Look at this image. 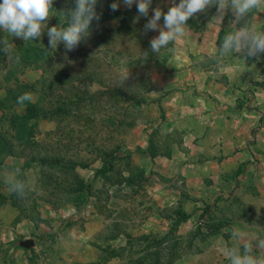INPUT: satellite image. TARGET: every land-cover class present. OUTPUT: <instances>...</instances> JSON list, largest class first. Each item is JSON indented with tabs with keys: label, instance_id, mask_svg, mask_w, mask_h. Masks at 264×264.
I'll use <instances>...</instances> for the list:
<instances>
[{
	"label": "rangeland",
	"instance_id": "1",
	"mask_svg": "<svg viewBox=\"0 0 264 264\" xmlns=\"http://www.w3.org/2000/svg\"><path fill=\"white\" fill-rule=\"evenodd\" d=\"M112 2L71 51L50 49L46 31L65 25L70 0H54L37 41L0 31V148L12 154L0 160V264H82L60 236L90 224L91 264H228L221 248L245 243L264 260V53L238 57L251 78L239 115L210 120L173 101L174 41L150 51L158 32L144 25L173 1L152 0L147 17ZM218 146L244 153L228 184L204 175Z\"/></svg>",
	"mask_w": 264,
	"mask_h": 264
},
{
	"label": "crops",
	"instance_id": "2",
	"mask_svg": "<svg viewBox=\"0 0 264 264\" xmlns=\"http://www.w3.org/2000/svg\"><path fill=\"white\" fill-rule=\"evenodd\" d=\"M217 15L216 7L212 6L188 19L186 22L188 31L185 36L174 41L173 63L168 72L174 77V83L170 88L178 89L172 94L176 104L183 106L187 100H192L196 104V112H203L204 117L207 116L210 120L221 121L230 115L229 106L234 107L236 115H239V103L245 99V90L251 83V78L246 80V67L238 61L239 52L223 56L216 53L225 33L234 30V17L230 11L225 10L221 23L218 19L212 21ZM246 18L248 25L257 31H264V0H261L260 5L251 10ZM159 24L162 26L163 20ZM239 26L235 25L237 28ZM5 97V93H0V101ZM2 115L0 111V119ZM225 148L226 151L222 150V146L212 147L210 150L208 157L210 162L204 172L205 177L210 179L207 181L209 184H228L229 168L238 169L244 160V153H234L233 150ZM11 156L2 157L0 160L6 163ZM154 160L155 163L149 165V169L154 167L156 177L162 181L159 172L163 169L158 165L161 159L158 157ZM149 169L147 168L148 171ZM235 173L237 175L238 170ZM90 226L76 231L67 228L60 236L64 248H67V243H72V247L68 244L69 248H76L77 260L82 264H91L95 259L93 255L96 246L94 248L88 241L99 229ZM60 254L64 260L67 253Z\"/></svg>",
	"mask_w": 264,
	"mask_h": 264
},
{
	"label": "clouds",
	"instance_id": "3",
	"mask_svg": "<svg viewBox=\"0 0 264 264\" xmlns=\"http://www.w3.org/2000/svg\"><path fill=\"white\" fill-rule=\"evenodd\" d=\"M74 7L59 13L64 17V26L47 27L48 47L52 50L58 44H63L68 51L73 50L82 40L89 36L92 22L100 19L97 4L100 0H70ZM54 0H0V31H6L10 36L20 38L24 42L37 41L46 27ZM152 0H113L109 4L111 11H116L120 4L131 8L134 4L140 16L147 17ZM261 0H173V6L166 12L159 8L152 10L153 14L144 25L145 31H157L158 35L149 41L150 51L159 54L170 42L181 39L188 31L186 22L195 13L206 7L215 6L218 15L212 21L221 23L225 10L233 14V29L225 33L216 49L218 55H230L239 52L241 57H254L264 53V31H257L246 23L251 10L257 8ZM163 18L162 26L158 23ZM138 19V17H137ZM239 24L237 28L235 25ZM148 55L147 52L144 53ZM30 93L17 97V103H31ZM238 238L237 233H233ZM257 247L264 248V239L257 241ZM222 255L228 264H264V260L252 253V246L245 243L230 247L225 244L221 248Z\"/></svg>",
	"mask_w": 264,
	"mask_h": 264
},
{
	"label": "trees",
	"instance_id": "4",
	"mask_svg": "<svg viewBox=\"0 0 264 264\" xmlns=\"http://www.w3.org/2000/svg\"><path fill=\"white\" fill-rule=\"evenodd\" d=\"M0 104H1V102H0ZM18 117H19V116H18ZM15 118H17V117L14 116L13 119H15ZM20 118H23V116H22V117L20 116ZM0 140H1V139H0ZM2 145H3V147L0 148V158L5 157V156H10V155H12L10 152H6V151H4V149H5L6 147H5L4 143H2ZM107 171H109V169H108V167L106 166V167H103V168H101V169L96 170L95 173L98 174V173H101V172H107Z\"/></svg>",
	"mask_w": 264,
	"mask_h": 264
}]
</instances>
